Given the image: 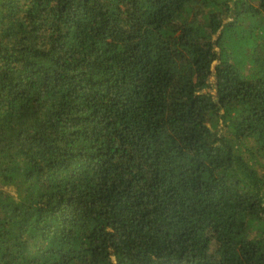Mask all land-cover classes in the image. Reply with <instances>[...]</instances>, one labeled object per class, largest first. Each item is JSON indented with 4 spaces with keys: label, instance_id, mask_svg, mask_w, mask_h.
Masks as SVG:
<instances>
[{
    "label": "trees",
    "instance_id": "1",
    "mask_svg": "<svg viewBox=\"0 0 264 264\" xmlns=\"http://www.w3.org/2000/svg\"><path fill=\"white\" fill-rule=\"evenodd\" d=\"M0 264H264V0H0Z\"/></svg>",
    "mask_w": 264,
    "mask_h": 264
},
{
    "label": "rangeland",
    "instance_id": "2",
    "mask_svg": "<svg viewBox=\"0 0 264 264\" xmlns=\"http://www.w3.org/2000/svg\"><path fill=\"white\" fill-rule=\"evenodd\" d=\"M211 92L213 93V94H215V90L213 89V90H211Z\"/></svg>",
    "mask_w": 264,
    "mask_h": 264
}]
</instances>
